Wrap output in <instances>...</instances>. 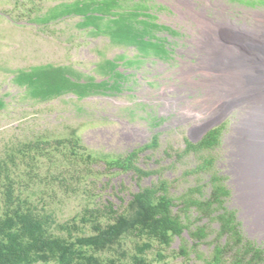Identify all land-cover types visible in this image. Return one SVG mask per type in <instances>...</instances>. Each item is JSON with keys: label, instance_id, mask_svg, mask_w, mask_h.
Returning <instances> with one entry per match:
<instances>
[{"label": "rangeland", "instance_id": "obj_1", "mask_svg": "<svg viewBox=\"0 0 264 264\" xmlns=\"http://www.w3.org/2000/svg\"><path fill=\"white\" fill-rule=\"evenodd\" d=\"M62 1L72 0H0V99L5 102L0 108V159L7 160L15 172V191L22 199L28 198L40 213H51L52 232L65 236L66 232L59 226L73 223L74 217L82 224L79 218L86 207L101 208V221L106 224L109 213L105 206L113 205L121 212L133 194L164 180L176 204L173 210L177 212L183 194L201 186L203 197L208 198L212 181L218 177L216 184L230 191L224 198L225 209L203 218L194 208L190 209L189 229L174 237L168 246L153 243L147 258L153 264H207L215 249L221 247L225 253L220 264H231L235 258L252 260L253 252H246V247L251 245L260 251L258 264H264V239L249 231L240 205L241 188L233 172L240 174V167L231 165L236 160L233 129L245 117V104H235L228 114L208 121L197 134L194 122L184 121L180 114L181 106L193 104L201 96L199 90L178 92L176 89L183 87L178 77L181 68L196 63V55L188 52L196 22L188 14L180 16L177 0L146 1L153 6L149 8L152 14L149 21H154L156 16L157 22L175 32L168 28L156 32L167 36L163 41L166 52L161 59L143 62L131 79V89L83 99L66 94L38 102L13 80L18 70L44 64L67 65L102 81L107 77L95 72L98 64H103L105 59L134 58L137 51L134 47L109 43L107 35H103V24L102 31L99 29L96 35L88 33V28L80 29L76 25L79 16H68L47 25H37L32 20ZM193 1L198 4L197 9L206 5L207 16L214 17V9L208 7L206 0ZM216 2L224 4L228 8L226 15L238 22L255 12L264 16V0H210ZM102 22L106 24L107 20ZM178 97L182 100L177 101ZM169 100L176 105L168 108ZM132 127L143 130L145 136L124 137L123 131ZM209 132L214 133L211 146L188 148L187 139L197 144ZM73 134L80 138L82 146L77 149V156H73L71 146L65 141L59 143ZM36 142L39 144L33 146ZM30 143L31 148H25ZM132 151H136L133 163L149 174L140 175L107 163ZM205 161L210 166L200 170ZM1 189L0 186V206ZM220 212L234 213L239 242H235L231 232H221L222 222L216 217ZM181 217L187 220L182 213ZM83 225L78 235L93 233L91 222ZM199 226L205 227L206 232L200 240L189 234ZM134 244V239L127 238L122 242L124 256L119 255L120 249L110 251L107 256L115 258L116 264H132ZM181 247L186 254L181 252ZM157 251L164 254L163 260L158 259Z\"/></svg>", "mask_w": 264, "mask_h": 264}, {"label": "trees", "instance_id": "obj_2", "mask_svg": "<svg viewBox=\"0 0 264 264\" xmlns=\"http://www.w3.org/2000/svg\"><path fill=\"white\" fill-rule=\"evenodd\" d=\"M146 1L148 0L62 1L32 20L37 25H47L68 16H79L80 20L76 25L80 29L88 28V33L96 35L103 24V35H107L112 45L136 46L143 55L159 56L166 52L163 44L166 38L160 37L156 32L167 27L155 20L149 21L148 16H152L149 12L151 5H147ZM104 20H107L106 24L102 22ZM152 25L156 26L151 27ZM127 62V66L132 65V61ZM101 65L96 66L95 72L107 77L102 82H98L95 76L84 75L73 67L52 64L33 66L27 70L20 69L15 73L13 80L25 88L26 95L38 102L66 94L83 99L98 93H118L126 88L128 76L118 69L120 64L116 58L105 59ZM4 106L5 102L0 99V108ZM213 134L209 132L197 144L188 140V148L195 150L209 147L213 144L212 141H215L212 140ZM64 141L71 146L73 156H77V149L82 147L80 138L73 134L59 143H65ZM153 141L156 143V137ZM38 144L39 142H36L33 146ZM31 146L30 143L25 145V148ZM135 152L132 151L123 158L110 159L107 163L111 167L133 170L140 175L149 174L133 163ZM87 158L90 159L91 155ZM209 166L210 163L205 161L199 169L206 170ZM13 173L15 172L9 162L0 159V264H116V259L107 254L120 249L119 255L124 256L122 242L127 238L135 240V252L130 256L132 264H153L146 256L153 243L168 246L174 237L188 230L191 220L188 219L187 212L192 208L202 218L224 210V198L230 192L222 184H216L219 179L214 177L208 198L203 197L201 186L191 188L180 197L181 202L177 204L180 205L179 212H175L173 207L176 204L169 194L168 184L161 180L133 194L121 212L114 209L113 205L105 206L109 213L106 224L101 221V208L86 207L79 218L82 224L74 217L71 220L73 223L67 222L59 226L61 231L66 232L67 235L64 236L52 232L54 220L51 213H40L28 198L22 199L19 192L15 191L16 180ZM181 213L187 218L186 221L182 219ZM233 216L232 213L220 212L216 217L222 222L221 232H231L235 242H239L240 235L235 230ZM89 222L93 233L87 236L78 235L83 231V223ZM189 234L200 240L206 236L205 227L199 226ZM181 252L186 254L184 247H181ZM246 252H253L252 260L235 258L231 264H258L260 251L248 245ZM224 253L225 248L217 247L212 260L207 264H220ZM157 257L163 260L165 256L161 251H157Z\"/></svg>", "mask_w": 264, "mask_h": 264}, {"label": "bare ground", "instance_id": "obj_3", "mask_svg": "<svg viewBox=\"0 0 264 264\" xmlns=\"http://www.w3.org/2000/svg\"><path fill=\"white\" fill-rule=\"evenodd\" d=\"M206 2L214 9L213 18L207 16L206 5L197 9L193 0L177 1L180 16L188 14L196 22L188 48L196 55V63L181 68L178 77L183 87L176 89L201 92L195 103L180 107V114L184 121L194 122L197 134L235 104H245V117L233 129L236 160L231 165L240 167V174L233 172L249 231L264 239V77H258L264 75V16L255 12L238 22L226 15L224 4ZM173 102L168 101V108L176 105Z\"/></svg>", "mask_w": 264, "mask_h": 264}, {"label": "clouds", "instance_id": "obj_4", "mask_svg": "<svg viewBox=\"0 0 264 264\" xmlns=\"http://www.w3.org/2000/svg\"><path fill=\"white\" fill-rule=\"evenodd\" d=\"M178 1V0H177ZM152 6V5H151ZM153 7V6H152ZM161 7H162V5H161ZM155 21H156V16H155ZM159 23V22H158ZM162 25H164V24H162ZM166 26V25H165ZM168 29H170L168 26H166ZM163 29V28H162ZM162 29H160V30H162ZM170 30H172V31H174L175 32V30H173V29H170ZM160 37H165V38H167V36H160ZM110 41V40H109ZM110 43V42H109ZM115 46V45H114ZM130 47H134V48H136L135 46H130ZM123 55V54H122ZM139 55H142V54H139ZM137 56V57H140V59H141V56ZM124 56V55H123ZM125 57V56H124ZM137 57H136V60H137ZM148 59H150L149 57H146L145 56V59L143 60V61H146V60H148ZM111 60H114V59H111ZM127 63V62H126ZM126 63L125 64H121V63H119L120 64V67L118 68L119 70H121L122 72L124 71L125 73H126V75L128 76V83H127V85H126V89H131L132 87V85H133V83L131 84V79H132V77L135 75V71L138 69L137 67H134V66H136V65H134V66H127L126 65ZM130 67H133V68H135V70H133V71H131L132 69H129ZM127 70H129V71H127ZM100 74V73H99ZM84 75H86L85 73H84ZM91 76H93V75H91ZM134 78V77H133ZM98 81V80H97ZM103 81V80H102ZM102 81H98V82H102ZM130 82V83H129ZM131 85V86H130ZM106 94V93H105ZM93 96V95H92ZM187 140H189V141H191L192 142V140H190V139H187ZM193 143V142H192ZM195 144V143H194ZM212 145V144H211ZM210 145V146H211ZM229 214V213H228ZM233 215H234V213H233ZM233 219H234V216H233ZM236 230V229H235Z\"/></svg>", "mask_w": 264, "mask_h": 264}, {"label": "crops", "instance_id": "obj_5", "mask_svg": "<svg viewBox=\"0 0 264 264\" xmlns=\"http://www.w3.org/2000/svg\"><path fill=\"white\" fill-rule=\"evenodd\" d=\"M137 51H136V53H135V56H134V58H128L127 59V61H131L132 60V65L131 66H134V65H136V66H134V67H137L138 69H140V68H142L143 67V60L145 59V56L146 57H149L150 59H154V58H159V59H161V57H163L164 56V54L165 53H163V54H160L159 56L158 55H156V56H153V55H143V53H141L140 51H138V49H137V47L135 48ZM166 50V49H165ZM139 54H142V55H139ZM141 56V59H140V57H137V56ZM136 57H137V60H136ZM128 63V62H127ZM154 137H156L155 135H154ZM153 137V138H154Z\"/></svg>", "mask_w": 264, "mask_h": 264}, {"label": "flooded vegetation", "instance_id": "obj_6", "mask_svg": "<svg viewBox=\"0 0 264 264\" xmlns=\"http://www.w3.org/2000/svg\"><path fill=\"white\" fill-rule=\"evenodd\" d=\"M118 55H122V53H120V54H118ZM118 55H116V56H118ZM127 59H128V57L126 58L125 57V61H123V60H118L117 62L118 63H121V64H125L126 62H127ZM131 71H133V70H131ZM127 73V72H126ZM128 74V73H127ZM128 83V82H127ZM127 83H126V85H127ZM124 137H127V138H132V137H144L145 136V132L143 131V130H139V129H137V128H134V127H132V128H127L126 129V131L124 130L123 131V134H122Z\"/></svg>", "mask_w": 264, "mask_h": 264}]
</instances>
